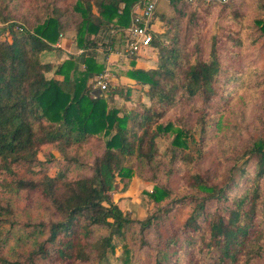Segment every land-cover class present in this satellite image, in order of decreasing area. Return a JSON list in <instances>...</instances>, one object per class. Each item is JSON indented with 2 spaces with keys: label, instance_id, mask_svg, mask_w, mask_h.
<instances>
[{
  "label": "trees",
  "instance_id": "trees-1",
  "mask_svg": "<svg viewBox=\"0 0 264 264\" xmlns=\"http://www.w3.org/2000/svg\"><path fill=\"white\" fill-rule=\"evenodd\" d=\"M15 1L0 0V190L11 195L40 192L51 202L56 219L25 224L46 237L26 257L12 260L5 254L11 227L8 231L2 228L7 222L15 224L10 218L13 209L0 196V264H78L93 258L105 264L116 237L125 238L137 224L144 237L156 219L169 214L177 203L188 201L195 207L182 229L187 249L179 245L180 237L175 232L169 248L158 249L154 264H248L258 255L260 248L251 246V234L264 177V135L237 157V162L244 157L246 161L255 160L252 174L248 175L249 170L241 166L236 178L232 167L223 180L215 181L200 171H190L189 194L174 197L167 204L160 203L170 198L173 190L155 185L149 196L159 208L142 221L125 213L114 200L117 178L128 179L134 174L133 167L128 166L129 158L147 165L160 162L159 137L175 132L169 148L172 163L180 156L194 160L192 132L162 119L180 100L201 95L210 103L215 98V83L221 71L216 43L209 60L198 58L191 62L179 45L178 22H171L158 4L155 16L159 14L168 27L153 33L150 45L159 50L157 64L145 69L136 67L133 60V67L126 70L133 82H110L107 90L97 96L95 78L106 67L100 55L123 49L134 8L143 0L75 1L73 31L84 62L82 68L74 54L61 63L42 59L43 52L55 49L66 26L62 8L54 4L44 20L30 24L26 18H15ZM185 3L170 0L167 5L184 8ZM256 23L264 34V20ZM136 89L140 95H148L150 103L140 100L138 107L131 109L117 104V95L130 101ZM201 123L204 132V118ZM91 140L102 142L103 151L95 156L90 175L68 179L66 169L48 172L57 157H44L45 145L80 150ZM186 148L188 153L183 151ZM73 162L80 163L78 158ZM19 165L28 166L36 176H21ZM34 165L40 169H33ZM238 188L244 191L238 193ZM212 201L224 209L209 215L207 205ZM201 217L206 219L204 225ZM100 228L106 233L96 236Z\"/></svg>",
  "mask_w": 264,
  "mask_h": 264
},
{
  "label": "rangeland",
  "instance_id": "rangeland-1",
  "mask_svg": "<svg viewBox=\"0 0 264 264\" xmlns=\"http://www.w3.org/2000/svg\"><path fill=\"white\" fill-rule=\"evenodd\" d=\"M76 0H16L12 4L15 18L23 21L25 18L30 24H37L50 14L54 4L60 6L65 22L64 31L54 44L55 49L42 54L43 61L61 63L77 56L79 51L75 42L73 31V4ZM165 4L161 12L171 18V22H178L180 43L191 62L198 58L209 60L213 43L217 45L221 71L215 83L217 94L215 98L206 103L203 96L198 95L178 101L169 109L162 119L164 123L172 121L177 127H185L195 137L193 143V161L186 158H176L172 163L169 148L175 132L166 137H159L157 144L160 152V162L155 165L142 164L134 158L128 159V166H132L134 174L131 178H117L118 189L114 193V200L125 212H129L137 220H144L151 214H156L158 205L149 196L155 185L165 186L173 190L170 198L160 204H167L174 197L188 195V176L190 171H200L215 181L224 179L232 167L236 178L241 166L254 173L255 160L246 161V157H239L247 145H251L264 135V34L257 20H264V0H227L212 3H185L173 7L167 5V0H159ZM2 5H4L2 3ZM157 11H159L156 8ZM183 10V11H182ZM156 17V16H155ZM160 20V21H158ZM158 25L155 32L162 31L168 24L158 14ZM2 24L0 19V25ZM62 36V37H61ZM68 41V42H67ZM74 42V45H73ZM168 42V39H165ZM158 48L152 45L144 49L143 53L135 54L144 57L138 61L137 67H154L158 60ZM134 56H126L133 59ZM77 61V58H76ZM115 61L108 64L107 70L115 84L120 82L118 74L126 72V68L116 70ZM119 62V59H118ZM79 63V64H78ZM80 68L83 67L78 62ZM125 63V62H124ZM127 64V63H125ZM119 106L126 109L137 108L140 100L150 103L149 96L136 90L132 99L125 101L116 96ZM205 119L203 132L202 119ZM103 144L98 140H91L80 150L76 147L65 149L56 144H47L42 148V154L49 157L54 154L57 159L51 164L49 171L55 174L61 168L66 169L68 179H75L92 173L91 164L96 155L102 153ZM188 153L189 149H184ZM183 154V153H182ZM78 158L79 162H73ZM237 162V163H236ZM236 164V165H235ZM33 169L39 170L40 166L34 165ZM17 170L21 176H36L30 173L28 166L19 165ZM261 197L258 200L256 225L251 236V246L258 245V255L253 256L248 264H264V177L262 178ZM244 189L238 188V193ZM4 204H9L13 209L15 224H4L3 231L11 227L10 237L5 245V254L12 260L26 257L36 248L37 242L44 239L46 234L34 232L27 223L37 224L41 221L56 219L55 210L49 200L40 192L22 191L11 195L0 190ZM195 204L188 201L175 205L167 215H161L149 227L144 237L140 232L139 224L127 232L126 237H116L114 248L110 249L105 264H154L159 248L167 247L173 239L175 232L180 237L179 245L187 249L184 242L186 233L182 231L187 218L192 213ZM224 207V206H223ZM220 209L216 201L207 205L209 215ZM224 209V208H223ZM223 209H220L221 211ZM201 223L206 222L201 217ZM35 230V229H34ZM96 236L106 233V229H96ZM145 239V241H143ZM144 242V243H143ZM173 244L170 246V249ZM38 264H52L43 261ZM78 264H98L96 258Z\"/></svg>",
  "mask_w": 264,
  "mask_h": 264
},
{
  "label": "built area",
  "instance_id": "built-area-1",
  "mask_svg": "<svg viewBox=\"0 0 264 264\" xmlns=\"http://www.w3.org/2000/svg\"><path fill=\"white\" fill-rule=\"evenodd\" d=\"M170 1V0H168ZM187 3L196 4L200 2L212 3L214 1L226 0H185ZM159 0H143L135 11L131 26L127 29V40L121 50L123 56H134L139 53L142 47L149 46L154 33L155 11ZM62 35V34H61ZM111 81V73L106 69L97 75L94 87L100 90H107Z\"/></svg>",
  "mask_w": 264,
  "mask_h": 264
},
{
  "label": "crops",
  "instance_id": "crops-1",
  "mask_svg": "<svg viewBox=\"0 0 264 264\" xmlns=\"http://www.w3.org/2000/svg\"><path fill=\"white\" fill-rule=\"evenodd\" d=\"M168 3V2H167ZM165 3L162 1L161 3H160V5H159V9L161 10V8H162V6L164 5ZM138 6H139V4H137L136 6H135V8H134V11H136L137 9H138ZM158 15H156V17H155V20H154V23H153V26L155 27V26H157L158 25V21H160V20H158ZM155 29V28H154ZM62 37V36H61ZM63 38H64V36H63ZM63 38H59V40L61 41V40H63ZM68 42V41H67ZM73 45H74V42H73ZM150 46V45H149ZM149 46H144V47H142V49L140 50V53L142 54L143 53V50L144 49H147V48H149ZM121 50L122 49H117V50H115V49H113V50H111V51H109L107 54H105V53H101V55H100V59H102V61L103 62H105V65H106V67H105V70L107 69V66H108V64L110 63V62H112V61H115L114 63V68L116 69V70H118V69H121V67H123V68H126V70L128 69V68H130V67H133V63H132V61L134 60V62L136 63V65H137V62L138 61H143L144 60V57H142V56H137V58L136 59H129V58H126V56H123V54L121 53ZM78 54H77V63L78 62H81L82 63V65H84V62H83V58H82V56H81V50L79 49V51L77 52ZM118 59H119V62H118ZM127 63V64H125V63ZM79 64V63H78ZM77 64V65H78ZM79 66V65H78ZM137 67V66H136ZM140 67V66H139ZM155 67V66H154ZM149 68H153V67H149ZM148 68V69H149ZM145 69H147V68H145ZM118 76V78L120 79V82L119 83H130V82H133V80L131 79V78H129L127 75H126V72H123V73H121V74H118L117 75ZM111 83H113V84H115L114 82H113V80L111 79V81H110ZM118 83V84H119Z\"/></svg>",
  "mask_w": 264,
  "mask_h": 264
},
{
  "label": "water",
  "instance_id": "water-1",
  "mask_svg": "<svg viewBox=\"0 0 264 264\" xmlns=\"http://www.w3.org/2000/svg\"><path fill=\"white\" fill-rule=\"evenodd\" d=\"M95 94H96L97 96H101V95H102V91H101L100 89H97V90L95 91Z\"/></svg>",
  "mask_w": 264,
  "mask_h": 264
}]
</instances>
